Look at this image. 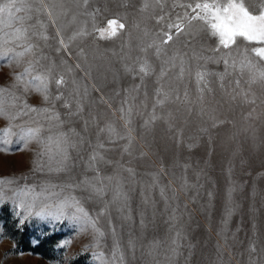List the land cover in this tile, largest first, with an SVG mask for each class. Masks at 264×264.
Returning <instances> with one entry per match:
<instances>
[{"label": "rangeland", "instance_id": "374dc122", "mask_svg": "<svg viewBox=\"0 0 264 264\" xmlns=\"http://www.w3.org/2000/svg\"><path fill=\"white\" fill-rule=\"evenodd\" d=\"M8 2L22 10L0 24V88L59 119L4 104L0 179L15 182L0 186V264H264V80L239 64L256 45L238 37L223 49L194 22L157 55L168 18L197 0ZM247 4L258 12L264 0ZM117 17L125 28L99 38ZM33 61L32 75L49 76L47 102L17 85ZM21 126L45 141L63 134L66 151L41 157L45 145ZM70 197L95 227L73 218L71 200L62 215L36 216Z\"/></svg>", "mask_w": 264, "mask_h": 264}, {"label": "snow or ice", "instance_id": "6c2138e0", "mask_svg": "<svg viewBox=\"0 0 264 264\" xmlns=\"http://www.w3.org/2000/svg\"><path fill=\"white\" fill-rule=\"evenodd\" d=\"M145 8L148 7L146 3ZM179 7L184 8L185 11L183 14H176L174 20L171 17L168 18L166 23V31L163 32V38L159 44L152 45L156 48L157 55H160L163 51V46L167 45L170 41L173 40L174 36L184 35L188 29L193 25V23H200L202 28L207 31L211 36L217 37L219 42V47L223 49H230L233 45L237 43V38H242L244 41L248 42L250 45H256L251 47L250 53L248 50H245V55L239 61L241 70L247 68L252 73V80L262 79L264 80V71H255V65L252 63V59L249 57L254 54L255 57H258L260 61L264 62V5H261L258 12L253 10L251 5L247 4V0H197V2L181 4ZM13 9L15 12H20L21 7H17L14 2L2 3L0 4V24L5 26L11 25L12 22L16 19H20L14 15ZM6 14V18L5 15ZM164 17H160L159 21H163ZM158 21V22H159ZM125 25L120 22L119 17L108 19L106 27H99L96 31L99 34L101 39H111L117 36L120 30H123ZM86 35V33L81 30L80 32L74 33L72 37H69V41L75 39L77 36ZM15 39L25 38L20 29L16 30L14 34ZM60 43L63 45L64 40H61ZM33 45L28 44L23 52L17 53V57H22L26 53L31 52ZM38 62L33 61L29 62L28 66L20 73L15 74V79L17 85H23V91L27 93L29 90L40 92L44 100L47 102L49 100L48 93V74L39 73L32 75L36 71L35 65ZM183 63V61H181ZM226 66L229 64V59H224ZM237 61L232 60V66L235 67ZM151 70V66L147 61L142 63L139 68V72L143 75H148ZM183 70V69H182ZM163 75V72L161 73ZM204 77L203 73L198 74V82L202 81ZM64 83L63 78L56 80L57 86ZM239 84V81H237ZM159 93V90H158ZM7 94V95H6ZM56 99H60L59 96ZM8 102L11 107H19L20 111L17 113V116H23L30 112L39 113L43 111L48 119L58 120L59 114L51 115L48 114V109H37L34 106H29L26 101H21L19 96L11 94L7 89L0 88V114L4 112V104ZM26 110V111H25ZM15 119L16 117H11ZM11 131L10 128H5L4 133ZM22 139H36L40 143L45 145L44 151L39 155L41 157L47 155L49 159H52L54 155L63 154L66 149L64 144L67 143V137L61 134L57 137L49 136L47 140H41L40 128H27L26 130L21 126ZM55 145V150L53 149ZM97 159L96 155L91 157V161ZM90 161V163H91ZM39 167H42L39 166ZM26 179V178H25ZM15 181L13 180H4L0 179V186L2 185H11ZM27 191H32V188L25 186ZM24 190L20 192H15L14 195L22 194ZM96 191L102 192V189H96ZM4 195L3 188L0 187V200H2ZM69 200H71V206L76 208V213L74 214V219L78 221H83L85 225L91 224L92 227H95V222L91 220L89 214L84 211L82 207L79 206V202L75 200L74 197L65 199L58 205L50 206L45 204L36 212V216L45 217L52 215H62L64 209L69 206ZM35 206V200L32 204H29L27 207L30 210ZM21 207H24L21 204ZM19 215V214H17ZM23 223V221H21ZM70 241H65L64 243H69Z\"/></svg>", "mask_w": 264, "mask_h": 264}]
</instances>
